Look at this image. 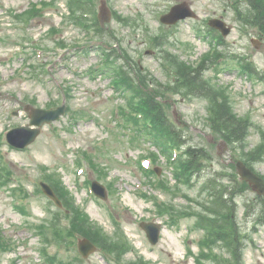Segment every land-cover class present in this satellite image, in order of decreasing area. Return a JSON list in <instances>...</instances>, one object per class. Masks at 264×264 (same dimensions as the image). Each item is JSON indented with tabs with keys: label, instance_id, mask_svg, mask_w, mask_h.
<instances>
[{
	"label": "rangeland",
	"instance_id": "rangeland-1",
	"mask_svg": "<svg viewBox=\"0 0 264 264\" xmlns=\"http://www.w3.org/2000/svg\"><path fill=\"white\" fill-rule=\"evenodd\" d=\"M91 1L97 18L103 0ZM105 1L110 19L94 26L95 35L74 25L65 0H0V152L14 172L11 185L0 176V231L11 248L0 247V264H46L42 258L46 255H55L54 259L67 264H141L142 258L150 264H201L213 244L205 243L211 239L198 229L197 214L208 220L227 213L221 202L212 203V189H207L206 183L221 172L234 175L235 161L247 159V153L264 146V33L238 16L245 0ZM182 1H189L199 18L170 28L161 24L160 16ZM43 2L46 7L31 19L20 17ZM212 18L227 21L232 32L219 39L208 28ZM82 46L85 48H78ZM37 47L44 56L35 54ZM219 52L222 60L204 72L218 90L217 96L186 98L167 88L177 78L168 66L174 56L195 68ZM107 54L109 60L113 54L116 61L112 70V65L106 64ZM236 59L254 74L247 75ZM223 60L229 64L227 68ZM28 61L46 65V72L31 70ZM128 75L137 85L142 79L161 91L158 101L181 132L178 157L170 148V159L153 137L149 140L148 135L135 132L127 120L138 116L132 107L140 100L133 98L130 87L120 86L119 80ZM214 96L217 102L227 98L238 118L249 124L246 141L227 145L222 155H218L223 148L221 135L213 129ZM27 104L43 110L62 105L66 109L58 121L43 127L33 145L15 150L3 145L1 135L29 123ZM190 148L201 150L204 158L193 169L188 184L174 177L180 171L174 162L185 160L181 156ZM263 156L257 153L252 162L262 176ZM84 159L90 160L92 167ZM84 168L82 175L79 171ZM50 174L65 182L93 227L117 245L128 243L135 249L123 259L117 253L105 258L101 251L86 260L79 258L80 237L61 228L68 225V218L64 213L56 215L59 209L39 190L40 179ZM237 177L238 190L242 189L240 193L232 191L236 203H229L232 215L228 227L234 228L232 236H236L242 255L237 262L233 252L218 240L212 256L221 261L206 259L204 264H264V204ZM93 181L105 186L106 199L91 193ZM225 185L233 186L230 182ZM143 222L161 225L158 244L149 242L140 226ZM54 223L61 231L52 232Z\"/></svg>",
	"mask_w": 264,
	"mask_h": 264
},
{
	"label": "trees",
	"instance_id": "trees-1",
	"mask_svg": "<svg viewBox=\"0 0 264 264\" xmlns=\"http://www.w3.org/2000/svg\"><path fill=\"white\" fill-rule=\"evenodd\" d=\"M67 1V0H65ZM76 1V2H75ZM91 0H68L67 6L70 7L69 17L73 21L74 25L77 27H85V26H96L97 22L89 23L88 19L95 20L96 17L92 9ZM245 6H243V3ZM240 5L244 7L242 9L240 15L241 19L249 20L252 26L259 27V29L264 33V0H245ZM50 3V2H49ZM45 6L47 2H44ZM239 10L241 7L238 8ZM38 11H26L25 14L21 15L25 19H31L33 17V13H37ZM83 14L88 15L89 18H85L82 16ZM84 21H86L84 23ZM99 26V25H98ZM101 28H99L100 30ZM219 54V55H218ZM111 59L106 63L107 65H113L111 69L116 67L115 58H112V54L110 55ZM222 54L217 53L215 57H210L204 60L198 67H191L190 65H186V63L181 62L178 57H175L172 60L168 61V66H170L176 73L177 78L174 79L173 84L167 86L172 91L179 93L186 98L193 97H206L210 96L213 93L215 96L218 95V90H215V86L211 85L208 80L204 77V72L208 69H214L218 64L217 62L221 60ZM240 66H243L242 61L238 62L235 60ZM110 63V64H109ZM223 67L227 68L229 65L227 61L223 62ZM242 70L249 75L254 74L251 69H248L247 66L242 67ZM139 84L136 85L133 82V78L129 75L124 76L120 79V86L122 87H130L133 92V98H139L140 109L144 113L145 120L137 121L134 117L127 119L130 124L134 125L137 133H140L142 136H149L154 138L155 145L162 149L165 154L170 153L169 141L172 142L175 146L181 147V132L175 126V124L169 120L166 115L165 108L161 102L158 101V96L162 93L161 91H157L156 89L151 88V86L145 82L146 80L139 79ZM129 88V89H130ZM152 91H151V90ZM222 92V90H220ZM214 96V114H215V126L214 130L219 133L229 144H242L246 141V138L249 135V124L247 121L239 119L236 113L233 110L232 105L228 102L227 98L225 101L217 102L216 97ZM162 97V96H161ZM146 121H150L153 124V128H149L146 126ZM139 122H142L141 124ZM235 146V145H234ZM189 154H185L183 159L187 160H179L175 165L178 166L180 171L175 172L174 177L178 180L183 178L188 184L191 182V176H193V169L196 170L201 160L204 158V154L201 150L190 148L187 150ZM264 154V146L262 149H259L258 152H250L247 154V159H244L245 163L252 167V162L257 160V153ZM187 157V158H186ZM5 172V171H4ZM187 173V174H184ZM7 180L6 182L11 183L9 180V176L11 172H6ZM219 176V175H218ZM181 177V178H180ZM225 175L219 176L217 180L211 178L208 181L207 189H212L211 198L214 199L212 203L215 205L218 202H221L222 205L227 209V213L216 216L211 219H204L200 214H193L196 216L198 222V226L201 229H210L214 240L217 242L218 240H222L226 247L229 248L235 255V259L239 262V255H242L241 247L239 242L236 240V236H232L234 232V228L230 229L228 225H230L229 220L231 219L232 209L230 206V202L234 200L232 194V186L223 185ZM229 177H232L231 175ZM49 182L55 188L58 196L62 198L64 207L66 209H70L71 216V226H70V235L80 236L89 238L92 242H94L100 251L103 253L105 258H108L111 254L117 253L119 258H122L129 253L131 250V246L126 243L122 246L117 245L115 242L110 240L107 237L106 233L102 230L98 229L97 226H92V222L86 212L81 211L75 204V198L71 196L69 190L65 189L61 179H57L52 174L48 176ZM233 179V178H230ZM234 182V181H233ZM243 187H248L247 183L243 182ZM231 189V190H230ZM233 189L236 193L237 185L233 186ZM225 196H228V200L225 201ZM192 216V215H191ZM93 228H92V227ZM59 236V234H58ZM0 246L5 249L8 244L6 240L1 236L0 231ZM59 262V264H67L63 259L48 260V264H55ZM141 264H150L149 262L141 259ZM135 264V263H134Z\"/></svg>",
	"mask_w": 264,
	"mask_h": 264
},
{
	"label": "water",
	"instance_id": "water-1",
	"mask_svg": "<svg viewBox=\"0 0 264 264\" xmlns=\"http://www.w3.org/2000/svg\"><path fill=\"white\" fill-rule=\"evenodd\" d=\"M197 15L193 12L188 2H182L174 5L168 14L162 16L161 21L165 24H176L177 22L184 20L186 18H196ZM99 19L101 22L108 21L110 19V12L108 11V7L106 2L103 1L100 7V15ZM210 25L220 30L223 35H227L230 31L227 28L225 22L221 20H212L210 21ZM30 110L31 123L30 125H35L36 128H31L30 126L20 127L16 130L12 131L9 137V141L12 145L25 148L29 144L35 141L37 136L41 132V128L45 123H51L60 118V116L64 113V107L58 108L53 111H46L41 109H34L28 107ZM237 170L243 180L248 181L253 189L260 194H264V181L260 177H258L252 170H250L247 166L244 165L243 162L237 163ZM97 194L106 198V194L104 192V188L98 184H94ZM44 192L56 201L59 205H61L57 196L53 192L50 186L43 184ZM142 227L147 232L148 237L152 243H157L159 238L160 227L154 224H142ZM96 246L89 241L88 239H83L79 241V251L84 258H87L91 253L96 251Z\"/></svg>",
	"mask_w": 264,
	"mask_h": 264
}]
</instances>
